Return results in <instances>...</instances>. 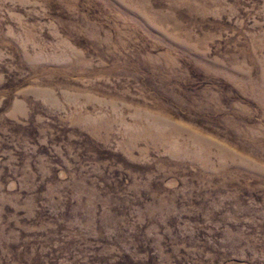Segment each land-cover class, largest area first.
Segmentation results:
<instances>
[{"label":"rangeland","instance_id":"rangeland-1","mask_svg":"<svg viewBox=\"0 0 264 264\" xmlns=\"http://www.w3.org/2000/svg\"><path fill=\"white\" fill-rule=\"evenodd\" d=\"M0 264H264V0H0Z\"/></svg>","mask_w":264,"mask_h":264}]
</instances>
